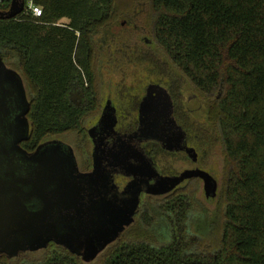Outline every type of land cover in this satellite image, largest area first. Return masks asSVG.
Here are the masks:
<instances>
[{"label":"trees","instance_id":"16d2710c","mask_svg":"<svg viewBox=\"0 0 264 264\" xmlns=\"http://www.w3.org/2000/svg\"><path fill=\"white\" fill-rule=\"evenodd\" d=\"M11 1L2 0L0 10L7 11ZM147 1L158 48L207 96L208 144L217 138L224 155L217 191L223 210L219 221L198 211L189 185L166 197H146L134 229L110 244L102 260L264 264V0ZM126 2L25 0L21 15L0 19V58L28 84L26 147L70 131L83 147L85 121L97 111L96 38L110 36ZM31 3L42 9L40 17L32 15ZM45 250L38 259L26 252L12 259L0 255V264H88L56 244Z\"/></svg>","mask_w":264,"mask_h":264},{"label":"water","instance_id":"95a60500","mask_svg":"<svg viewBox=\"0 0 264 264\" xmlns=\"http://www.w3.org/2000/svg\"><path fill=\"white\" fill-rule=\"evenodd\" d=\"M25 8V0H12L7 11L0 10V19H15ZM22 86L20 75L0 58V255L12 259L53 242L92 263L132 224L143 192L164 195L187 179L201 178L206 199L216 198L218 181L204 170L164 176L143 156L149 177L159 180L150 184L142 178L120 192L100 163L92 173H81L74 149L62 141L45 142L29 154L20 146L30 133V103ZM172 112L168 90L150 86L141 106V131L167 150L185 138ZM141 170L132 166L129 172L146 176Z\"/></svg>","mask_w":264,"mask_h":264},{"label":"flooded vegetation","instance_id":"af4514ba","mask_svg":"<svg viewBox=\"0 0 264 264\" xmlns=\"http://www.w3.org/2000/svg\"><path fill=\"white\" fill-rule=\"evenodd\" d=\"M153 72L157 73L155 71ZM154 73L147 74L146 72L142 76H135L137 80L143 79L142 82H139V84L141 83L139 89L135 88L132 83L129 85L126 75L122 76L118 83L119 86L117 84L110 87L102 97H99L98 82L95 80V84L97 85V113L87 120V135L83 150L78 149L80 145H78L77 150L74 146L59 138L46 139L39 145L53 140H59L70 145L74 149L78 168L81 173H92L95 164L100 163L101 168L105 171L106 175L108 174L112 178L113 183L120 192H123L130 183L142 178L149 180L150 184H155L157 180H159L158 177H149V170L142 162L143 156L146 162L152 163L153 167L164 176H179L187 170L206 171L202 164V122L200 118H198L200 114L198 113L199 110L187 106L188 100L186 99L181 85L176 83V78H171V76L168 78H161L158 76L160 78L154 79ZM133 83H136V81L134 80ZM22 84L26 95V101L30 103L28 91L23 79ZM150 86H162L168 90L173 101L172 117L176 120L178 126L185 132V138L172 150L164 148L160 141L146 138L141 131V128L144 127L141 124V106L148 97ZM155 98L159 99V96L156 95ZM194 100H196V97ZM147 121H153L152 116L148 115ZM28 140L22 141L20 146L30 154L35 152L39 145L35 149H30L25 145V142ZM187 150H190V152L188 153ZM78 153L81 154V161L78 157ZM114 155L119 156L120 159L126 157V162L123 163L119 161L120 159H114ZM161 156L181 157L182 161H186L189 164V168L164 170L159 163V158ZM132 166L133 168L141 167V171L143 174H146V176L143 175L142 177V175L138 173L133 174L129 172ZM171 171L174 172L171 173ZM194 179L202 181L204 188L205 183L201 178H191L185 180L173 191L164 195H152L143 192L141 194L140 209L142 201L146 197L162 198L169 196L179 190L186 189L187 185ZM204 195L206 198L205 190ZM138 213L134 216L133 221H135ZM52 244L55 243L52 242L49 246Z\"/></svg>","mask_w":264,"mask_h":264},{"label":"rangeland","instance_id":"374dc122","mask_svg":"<svg viewBox=\"0 0 264 264\" xmlns=\"http://www.w3.org/2000/svg\"><path fill=\"white\" fill-rule=\"evenodd\" d=\"M125 5L129 6L123 7L122 9L120 8L125 15L119 18L118 23L110 29V32H108L110 36L104 37L103 33L96 38L92 64L95 80L98 82L99 97H102L110 87L117 85L121 77L125 75L129 81V85L132 83L137 89L141 87V83L139 84V82H142L143 79L137 80L135 76H142L146 72L147 74L154 73L153 71L157 72L153 75L154 79L160 77L168 78L169 76H171V78H176V83L181 85L186 99L188 100L187 106L199 110L198 113H200L198 118H200L202 122L203 168L212 174L219 182V187H221L224 165L223 148L220 142L217 141V138L214 137L211 145L208 144L212 136L206 130V124L208 123L207 120L210 113V105L207 102V96L200 93L171 62L168 56L158 48L151 31L153 15L148 1L127 0ZM61 22L67 23L68 20L64 19ZM157 66H160L159 70L155 69ZM134 80L136 83H133ZM26 86H28V84ZM221 94L222 90H220L216 96L220 97ZM195 97L196 100H194ZM93 115H91V117ZM85 122L87 127V121ZM52 138L62 139L76 149L79 145V136L77 132L70 131L64 134H56L50 137L48 136L46 139ZM84 146L78 147V149L83 150ZM78 157L81 161V154L78 153ZM159 163L164 170L189 168V164L186 161H182L181 157L161 156L159 158ZM172 172L174 171H171V173ZM188 185L189 187L187 190L195 200L196 209L198 211H207L211 218L219 221V216L223 210V201L221 197L217 196L215 201H207L204 195L203 182L200 180L191 182ZM135 224L136 222L133 221L129 228L134 229ZM45 249L26 253L29 258H43L46 253ZM103 253L104 252L92 263L88 264H104L102 260Z\"/></svg>","mask_w":264,"mask_h":264},{"label":"built area","instance_id":"2783aa9c","mask_svg":"<svg viewBox=\"0 0 264 264\" xmlns=\"http://www.w3.org/2000/svg\"><path fill=\"white\" fill-rule=\"evenodd\" d=\"M2 0H0V4ZM29 9L34 17H40L42 14V9L39 6L33 5L32 3L29 5Z\"/></svg>","mask_w":264,"mask_h":264}]
</instances>
